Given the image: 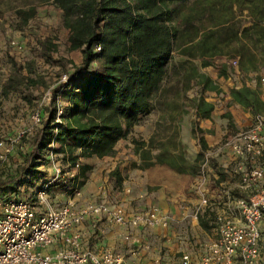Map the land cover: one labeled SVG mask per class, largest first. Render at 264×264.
Returning a JSON list of instances; mask_svg holds the SVG:
<instances>
[{"label":"trees","instance_id":"trees-1","mask_svg":"<svg viewBox=\"0 0 264 264\" xmlns=\"http://www.w3.org/2000/svg\"><path fill=\"white\" fill-rule=\"evenodd\" d=\"M50 3L60 12L62 26L68 33V48L80 51L82 59L67 83L53 88L45 107L46 117L28 140L31 151L24 157L19 177H33L41 165L40 157L53 140L59 144L57 151L67 157L69 167L76 166L82 158L114 155L117 142L128 136L138 124L139 115L148 113L159 96L165 98L171 90L178 91L180 84L187 91L189 84H196L198 78L202 83L207 81L192 65L196 59L237 57L238 70L243 75L264 69V0H51ZM8 9L14 13L18 30H23L36 16V8L32 6L17 9L12 5ZM242 16L248 25L245 26ZM38 44V53L50 58L56 46L48 39ZM174 51L185 60L181 67L170 65L176 85L166 89L162 83L167 80V67ZM206 66L208 63L204 61L201 67ZM219 76L225 77L226 72L223 70ZM35 83L33 79L29 81L30 86ZM8 84L2 94L17 86V77L10 78ZM229 95L252 116L264 113V101L257 90L230 89ZM59 97L65 104L60 124L55 121ZM188 103L197 117L208 115L199 98L188 99ZM166 107L175 110L180 106L177 100H172ZM195 125L193 131L200 133ZM154 141L153 138L147 144L133 141L134 153L142 162L152 159L151 148L156 147L158 163H166L179 173L196 168L198 174L207 151L202 137L197 138L201 152L194 165L187 162L183 149L173 153L164 143ZM16 179L17 176L10 177L7 181L12 184L8 186L6 180H0V192L14 190Z\"/></svg>","mask_w":264,"mask_h":264},{"label":"crops","instance_id":"crops-1","mask_svg":"<svg viewBox=\"0 0 264 264\" xmlns=\"http://www.w3.org/2000/svg\"><path fill=\"white\" fill-rule=\"evenodd\" d=\"M50 2L51 0L17 1V9L32 6L36 8V16H38L44 8L55 9ZM57 13L60 12L57 11ZM81 59L82 55L76 66L81 64ZM30 66L32 63L25 66L24 63L17 62V86L12 88V93H17V111H21L18 107L22 109L24 105L28 108L27 94L33 89L29 81L34 79V72ZM0 75L2 85L0 89L3 90L8 87L9 79L13 77V74L11 72L7 78H4L1 72ZM245 75L250 79L245 80L240 77L241 80L237 83L236 89L257 90L260 99L264 101V94L260 92V83H257L256 78H252L264 75V69L259 73L241 74V76ZM175 85L176 81L168 78L162 83L166 89ZM204 93L196 92L189 97L186 92L187 95L184 97L186 100L199 98L202 105L209 111L206 117H197L191 108L179 107V109L171 110L166 107V103L177 98L167 94L165 95L167 98L159 96L158 101L155 100L158 104L153 102V107L148 113L139 115L138 124L132 128L128 136L117 142L114 155L79 159L77 180L80 195L75 197L77 207L104 198L102 202L119 204L129 214L145 210L150 205H156L170 217L167 227L148 229H124L101 220L98 225L99 230L96 231L91 229L89 223H85L73 230V232H83L82 248L91 249L98 254L110 251L123 257L126 262L135 261L143 264H149L154 260L177 264L183 255H189L192 261H200L210 255L209 247L217 239L215 218L217 215L226 213L232 205L225 198L223 190L230 189L233 197L243 196L236 188L238 177L231 173L236 164L232 154L224 150L213 156L210 164L211 172L205 188L208 205L201 208L197 218L194 217V212L199 200L193 193V184L198 180L196 168L179 173L166 163H158L155 157L159 149L156 147L151 148L152 159L147 162H142L135 153L128 154L134 148L133 141L147 144L153 138L154 142L164 143L173 153L183 149L187 162L194 165V160L201 152L198 137H202L205 141L207 151L215 150L226 134L232 133L234 129H236L235 132L247 129L251 125L253 118L251 113L235 103L228 93L217 94L214 89L206 90ZM44 112L45 109L42 110L43 114ZM193 125L197 126L201 132H194ZM170 141L174 143L171 144ZM27 150H31L30 146ZM17 156L13 152L10 159ZM130 157L133 159H129ZM115 178H117L116 182ZM63 182L67 184L66 181ZM67 186L70 193L72 186L69 183ZM128 186L131 187V194L125 193L126 189H123ZM261 187H264V183ZM63 199L64 205L68 196ZM259 228L261 231L259 264H264V218L259 223ZM61 246L58 243L49 250L53 252Z\"/></svg>","mask_w":264,"mask_h":264},{"label":"built area","instance_id":"built-area-1","mask_svg":"<svg viewBox=\"0 0 264 264\" xmlns=\"http://www.w3.org/2000/svg\"><path fill=\"white\" fill-rule=\"evenodd\" d=\"M100 48H96L99 51ZM229 65L239 72L237 57L229 58ZM69 76L63 75L66 84ZM260 92L264 94V76L260 78ZM63 103L56 105V123H61ZM41 110L34 111L29 126L16 137L0 140V166L7 161L15 149L22 150L24 139L33 136L43 122ZM54 140L44 151L43 157L51 165L52 174L43 182L34 198L17 197L5 200L0 205V264H135L124 262L110 251L101 254L82 248L83 232L73 230L89 223L98 231L101 220L121 228L167 227L170 217L156 205L129 214L119 204L95 202L77 207L75 197L80 195L78 186L79 164L69 167L67 157L57 150ZM228 150L236 164L231 173L238 177L236 188L243 196L233 197L230 189H224L225 198L232 203L226 213L215 218L217 239L209 247L210 255L200 261H192L183 255L177 264H259L261 259V231L259 223L264 218V113L253 116L251 125L227 136L215 150L206 151L200 163L198 180L193 193L199 200L194 212L197 218L201 208L208 205L206 184L211 172V160L221 151ZM67 169H65V167ZM66 177L71 186L67 202L54 207L48 201L50 186ZM125 193L130 194L126 189ZM44 208L39 213L41 207ZM60 243L62 246L51 252L49 249ZM151 264H171L155 260Z\"/></svg>","mask_w":264,"mask_h":264},{"label":"rangeland","instance_id":"rangeland-1","mask_svg":"<svg viewBox=\"0 0 264 264\" xmlns=\"http://www.w3.org/2000/svg\"><path fill=\"white\" fill-rule=\"evenodd\" d=\"M17 1L29 0H0V8L2 9V13L0 15V72L3 74L4 78H7L11 72L13 76L17 77V73H15L17 68H15L13 63L16 64V67L17 62L19 64L24 63L25 66L28 63H32L30 68H32L31 70L34 72L33 80L36 83L32 85L33 89L27 94L26 106H28V108H26L25 105L22 109L18 107V110L21 111H17V93L13 94L12 89H8L6 95H4L0 89V140L8 137L14 138L20 131H23L29 126L31 114L36 110L42 111L45 109L44 107L49 104L53 88L59 84H63L61 81V77H63V75L70 76V74L73 73L74 67L76 66V63H79L81 57L80 51H72L68 48V33L62 26L60 13H57L58 10L56 11L55 9H50L49 7L44 8L41 14L31 20L28 26H26L23 30L15 28V16L13 11L8 9V6L11 7L12 5H15L16 7ZM241 19L243 20L245 26L248 25L245 16H242ZM46 39L56 46L54 52H51V57L48 59L42 57L38 53L39 41ZM184 60V57L179 56L176 51H174L172 53L170 65L181 67ZM204 61L208 63V66L201 67V64L204 63ZM192 62V65L197 68V73L203 74L205 78H207V81L202 83V79L198 78L194 82L196 84L193 85V82L189 84L190 89L187 91H184L183 85L181 86L180 84L177 88L178 91L171 90L167 93L169 96H173L172 93L174 94L178 103L181 104V109L189 108L187 105L190 103H188V100L185 99L187 95L186 92H188L189 97L193 96L196 92H203V94H205L204 91L211 89H214L217 94H229L230 89H236L237 83L241 80L240 77H243L245 80L250 79L249 76H241L240 72L233 69L229 65V58L227 57H214L205 60L196 59ZM170 67L171 66L167 67V78L176 80V77L173 76L175 73L170 71ZM187 70L189 69H186V71ZM223 70L226 72V76L220 77L219 74L222 73ZM262 76L258 75L252 78H256L257 83H260V78ZM1 86L2 85L0 84V88ZM64 105L65 104L63 103V106ZM17 112H19L18 116ZM43 115L46 117L45 114ZM235 130L236 129H234L232 133H234ZM232 133L226 134L225 138ZM28 140L29 138L23 141L24 147L22 150L15 149L13 151L16 156L18 155L17 158H14V156L10 159L9 157L7 161L0 166V180L7 181L10 177L17 176V185L14 187V190L0 192V205L5 200L12 198L15 193H17V197L34 198L35 193L40 189L43 182L46 181V179L49 178V175L52 174L50 163L42 156L40 157L41 165L36 170L33 177H19L24 157L31 151L27 150V147H29ZM134 152L133 148V150H130L128 154L132 155ZM129 159H133V157H130ZM65 169L67 168L65 167ZM65 180L67 179H62L60 183L50 186L48 201L54 207L63 205V198H66L69 194V188L67 186L69 182L67 181V184H65V182H63ZM116 180L117 178H115V182ZM11 182L12 181H7V186ZM69 185L71 184L69 183ZM123 189H129L130 194L132 193L130 186ZM119 192H121V190ZM106 196L108 197L107 193ZM103 200L104 198L96 199L93 203L101 202ZM44 208L45 207L43 206L40 210L43 211ZM121 258L124 262H126L123 257ZM128 263L143 264L135 261ZM235 264H238L236 259Z\"/></svg>","mask_w":264,"mask_h":264}]
</instances>
